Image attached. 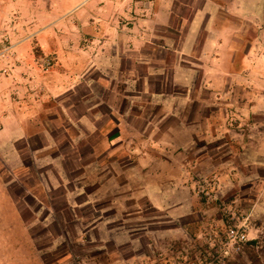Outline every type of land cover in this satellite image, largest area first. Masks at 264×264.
I'll use <instances>...</instances> for the list:
<instances>
[{
	"label": "rangeland",
	"instance_id": "374dc122",
	"mask_svg": "<svg viewBox=\"0 0 264 264\" xmlns=\"http://www.w3.org/2000/svg\"><path fill=\"white\" fill-rule=\"evenodd\" d=\"M163 1L0 0V264L102 256L98 243L81 240L101 236L99 227L87 231L99 223V208H111L106 216L114 219L109 187L137 153L129 147L136 138L108 110L128 106L147 71L180 78L196 62L184 51L203 38L191 25L198 0H165L171 23L148 22ZM185 38H194L191 47ZM251 61L255 68L232 78H247L253 91L264 81V54ZM65 171L74 179L59 186ZM73 188L91 193L90 206L64 200Z\"/></svg>",
	"mask_w": 264,
	"mask_h": 264
},
{
	"label": "crops",
	"instance_id": "0c3cea01",
	"mask_svg": "<svg viewBox=\"0 0 264 264\" xmlns=\"http://www.w3.org/2000/svg\"><path fill=\"white\" fill-rule=\"evenodd\" d=\"M198 2L191 25L203 38L195 39L192 47L194 38H185L191 48L184 51L195 56V64L188 63L178 79H155L156 73L145 72L134 81L138 92L128 106L108 110L110 116H119L116 122L123 121L116 127L136 138L129 147L137 153L122 166L128 170L115 172L109 187L114 192V219L106 216L111 208H99V223L87 231L99 227L101 236L81 240L98 243L102 256L83 264H172L176 259L181 264L180 252L193 253L207 228L217 224L223 229L216 202L196 192L198 183L212 174L223 201L251 210L257 224L264 222V81L252 91L246 90L251 84L247 78H232L251 71V57L264 54V0ZM171 7V1L164 0L148 22L170 24ZM173 67L181 68L169 64ZM234 117L242 119L239 126L244 127H232ZM63 174L65 181H56L59 186L74 179ZM66 199L79 208L90 206L93 196L73 188ZM194 256L183 264H200ZM34 258L42 264L41 258ZM228 264H264V248L258 255L247 249Z\"/></svg>",
	"mask_w": 264,
	"mask_h": 264
},
{
	"label": "built area",
	"instance_id": "2783aa9c",
	"mask_svg": "<svg viewBox=\"0 0 264 264\" xmlns=\"http://www.w3.org/2000/svg\"><path fill=\"white\" fill-rule=\"evenodd\" d=\"M218 180L215 174L205 177L196 187V192L206 200L216 202V207L223 219V229L212 224L206 229L199 244L192 249L193 253L180 252V263L183 264L195 255L200 264H228L253 249L260 254L264 248V222L257 224L251 210L241 211L235 204L226 203L217 194ZM256 230L250 237V232ZM179 263V262H178ZM177 259L172 264H178Z\"/></svg>",
	"mask_w": 264,
	"mask_h": 264
}]
</instances>
